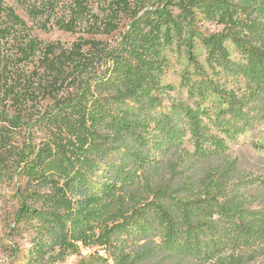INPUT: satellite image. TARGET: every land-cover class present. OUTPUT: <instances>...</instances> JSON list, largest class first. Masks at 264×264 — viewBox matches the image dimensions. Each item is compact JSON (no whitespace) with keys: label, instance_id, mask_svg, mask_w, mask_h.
Returning <instances> with one entry per match:
<instances>
[{"label":"trees","instance_id":"16d2710c","mask_svg":"<svg viewBox=\"0 0 264 264\" xmlns=\"http://www.w3.org/2000/svg\"><path fill=\"white\" fill-rule=\"evenodd\" d=\"M16 1L89 36L42 42L0 0V191L29 264H264V0Z\"/></svg>","mask_w":264,"mask_h":264},{"label":"rangeland","instance_id":"374dc122","mask_svg":"<svg viewBox=\"0 0 264 264\" xmlns=\"http://www.w3.org/2000/svg\"><path fill=\"white\" fill-rule=\"evenodd\" d=\"M76 0H61V9L58 12L59 16H67L70 13V7ZM90 6L97 11L98 5L97 0H89ZM5 5L13 7L16 13L22 17L28 24V27L31 28L29 31L32 32V35L36 36L40 41L45 43L51 42H62L63 44L70 46L75 42L80 36L89 37L86 34L80 32L69 33L58 28H52L48 31H42L36 29L34 21L29 17L26 5L19 3L16 0H4ZM198 28L204 34H217L223 30L222 26L216 25L212 22L206 20H200L198 22ZM117 38L118 33L115 36L107 38L106 36H98L97 39L107 40L111 38ZM5 52L10 50V46H5ZM196 54L203 59L205 56V51L199 46ZM165 56L170 62L169 70L165 77V81L172 83L176 86L179 85V75L180 72L188 67V61L185 57V54L180 51L177 47L171 48L165 51ZM251 135L248 134L240 138V140L233 145V152L235 156H253V153L250 148ZM17 209V200L13 197V192L10 189H2L0 191V264H29L28 259L25 254L27 253L28 248L30 247V237L28 235H14L10 231V228L13 226V218L15 211ZM18 246L20 253L17 257L12 256L10 250L15 246ZM9 248V250H8ZM88 251H84L82 256H73L66 260L62 264H79L80 260L88 255Z\"/></svg>","mask_w":264,"mask_h":264}]
</instances>
